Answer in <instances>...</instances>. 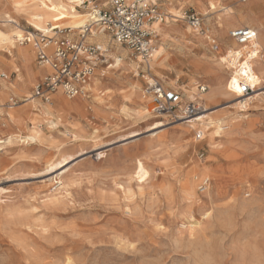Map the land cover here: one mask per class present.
I'll return each mask as SVG.
<instances>
[{
  "label": "rangeland",
  "instance_id": "obj_1",
  "mask_svg": "<svg viewBox=\"0 0 264 264\" xmlns=\"http://www.w3.org/2000/svg\"><path fill=\"white\" fill-rule=\"evenodd\" d=\"M107 1L84 0L77 9L93 12L108 7L103 4ZM15 2L3 0L0 28L4 14L10 13L25 36L33 33L40 40L43 34L26 17L16 15ZM157 4L164 19L170 18L167 5L179 10L183 19L178 24L184 29L192 27L185 13H197L205 33L220 13L207 9L203 14L198 0H157ZM224 6L242 10L247 19L248 10L254 9L264 21V0H229ZM69 32L63 29L58 37ZM107 34L108 65L95 71L104 80L98 96L106 108L86 110L79 131L83 138L73 140L65 126L50 130L39 122L42 141L0 144V264H264V79L251 94L259 93L247 110L239 108L238 95L224 92L201 101V115L208 114L211 120L221 117L227 125L219 135L214 134V125L199 126L197 131L154 110V116H143L137 103L120 97L134 84L143 95L149 82L145 75L181 90L185 103L189 101L185 89L195 87L202 94L199 85L209 91L212 79L194 76L180 57L147 72L141 56ZM159 36L157 32L155 49ZM218 37V50L210 42L200 52H223L228 39ZM117 44L129 60L142 61L136 71L107 68L114 63L112 50ZM36 58L35 54L39 66ZM0 73L16 78L13 70L1 65ZM30 91L40 98L34 88ZM24 96L13 94V101L0 102V139H7L8 133L26 136L33 127L31 119L42 117L41 110L49 103L40 98L42 105L33 110L22 102ZM10 106L27 107L16 113L18 121L9 122ZM158 123L163 125L156 128ZM65 154L74 158L62 169L53 168ZM138 159L150 172L145 184L134 174ZM203 163L212 169L211 177L206 184L200 177L192 178L195 198L190 199L183 191L184 175Z\"/></svg>",
  "mask_w": 264,
  "mask_h": 264
},
{
  "label": "bare ground",
  "instance_id": "obj_2",
  "mask_svg": "<svg viewBox=\"0 0 264 264\" xmlns=\"http://www.w3.org/2000/svg\"><path fill=\"white\" fill-rule=\"evenodd\" d=\"M15 1L14 10L18 13L25 12L28 20L34 25L36 30L49 39L58 36L56 29H68L70 35H76L80 33L84 25L91 24L90 34L87 40L96 41L105 48L108 47L107 44L110 45V39L104 31V28L95 22L94 12L82 13L77 9L84 0ZM227 2L229 0H208L207 2L198 0L201 12L205 15L207 14L205 13L207 9L220 10L219 15L211 23L212 29L207 31V33L201 32V28H193L190 26L184 29L178 24V20L183 19L182 13L167 5L170 18L166 15L164 21H156L155 25L154 23L152 24V28L153 25L156 28L152 40L155 43L158 32L161 42L156 49V46H154L152 57L149 59V64L145 66V69L147 72H152L158 66L166 64V60L173 63L176 57H180L182 63L190 68L194 76L208 77L212 79L213 84V87L209 91H200L202 94H199L195 87L185 89L187 99L193 100L198 97L200 101H207L218 92H224L225 94L238 95L237 97L240 99L238 102L239 108L247 110L249 102L256 95H259V93L249 96L241 94L240 80L243 79L244 81H249L251 84H255L256 89L253 92L255 93L259 90L261 81L264 79V21L261 17L257 16V12L254 9L251 11L248 10L251 17L247 19L244 16L245 12L242 10L237 9L235 11L224 6ZM2 22L3 28H0V65L4 66L7 70L13 68V72L16 73V78L10 80L6 73H0V102L4 103V100L10 98L13 94H25L22 102H26L33 110H37L42 105L41 99L35 98L30 91L32 87L38 85L35 79L44 75V68L36 66L35 64V54L38 50V46H36L37 36L33 33L25 36L24 31L18 27V19L10 13L4 14V20ZM96 25L98 30L96 29ZM238 26H249L256 31V44L259 49L257 52L254 51L256 58L252 61V65L246 62L244 67L239 70L229 61L230 55L238 45L233 39H228L227 35L229 29ZM183 35L189 40L186 41ZM219 35L228 39L224 42L226 45L225 50L223 52L212 53L211 55H207L206 53L202 54L200 52L202 46H206V44L212 43L213 40L219 39ZM25 40H27L26 44ZM216 41L221 44L220 40ZM17 42L19 43L18 45ZM112 57L114 58V63L110 64L109 67H115L116 69L129 67L134 68L136 71L138 64L142 61L144 62V59L142 61L129 60L127 51L118 44L112 50ZM18 61H21V63L19 64ZM96 73L85 86L87 90L85 94L76 98H68L63 94L62 90H58L54 93L53 99L49 103L44 104L41 110L42 117L39 119L36 117L31 119L33 127L27 132L26 136L8 133L5 135L7 139H0V144L4 142L8 144L18 142L22 143V145H27L29 142L42 141L44 134L41 128H39V122L45 123L46 127L50 130L58 128L59 126H65L66 129L71 130L70 133L73 140L82 139L83 136L79 131L83 129L82 122L87 115L86 110H92L93 108L105 110L106 108L104 99L98 96L103 91L101 90V85L104 83V80L103 77H98ZM145 77L149 81L152 80L149 76L145 75ZM120 79V77H117V81H120ZM204 88L206 89L207 87L204 86ZM139 89L138 85L134 84L130 89H125L121 93L120 98L124 101L131 100L137 103L141 108L138 114L154 116V103L145 93L140 95ZM10 100L13 101V98L11 97ZM89 100L92 101V106L86 107V103ZM26 107L10 106L9 109L11 110L7 112V120L9 122L18 121L16 120V113L24 111ZM158 115L162 116L164 113ZM74 119L75 121H73ZM211 119L213 118L205 114L187 123L189 128L196 129L197 131H199V126L207 127L214 125L216 129L214 134H221L227 126L223 118ZM23 124V122H19L18 125L23 127ZM162 125L163 123H158L156 128ZM72 158H74L72 154L62 155L54 163L53 168L62 169ZM211 172L212 169L204 163L190 168L184 175L183 191L185 196L190 199L195 198V182L192 178L198 179L200 177L203 183L211 177ZM134 174L140 184H145L150 178L149 170L140 159L136 161ZM205 216H208V213Z\"/></svg>",
  "mask_w": 264,
  "mask_h": 264
},
{
  "label": "built area",
  "instance_id": "obj_3",
  "mask_svg": "<svg viewBox=\"0 0 264 264\" xmlns=\"http://www.w3.org/2000/svg\"><path fill=\"white\" fill-rule=\"evenodd\" d=\"M111 5L109 9L93 11L95 22L102 25L117 43L127 46L133 53L141 56L144 62L149 63L154 50L152 38L155 31L152 24L156 21H164L157 6L150 0H111ZM184 18L193 28H201L202 17L197 13H185ZM90 28L91 24L81 28L82 40L90 33ZM229 36L238 45L229 57L230 63L238 70L242 69L246 62L252 65V61L256 58L254 51L259 50L256 44V31L251 27L242 26L230 30ZM211 44L214 50H218L219 45L216 41L213 40ZM36 46H38L39 64L49 65L52 69L51 73L34 88L35 96L43 98L44 101H49L50 94L58 90H62L68 98L85 94L87 92L85 86L93 76L97 65L106 60L107 48L99 43L86 44L84 41L75 42L69 38L49 39L43 35L40 40L37 39ZM255 86L242 79L240 93L249 96L256 89ZM199 88L200 91H206L202 85H199ZM144 91L154 103L153 110L158 114L164 113L173 120L189 123L204 112L198 97L185 103L182 93L164 87L159 80L152 78ZM202 136L197 133L198 139ZM203 183L206 184L207 181Z\"/></svg>",
  "mask_w": 264,
  "mask_h": 264
},
{
  "label": "crops",
  "instance_id": "obj_4",
  "mask_svg": "<svg viewBox=\"0 0 264 264\" xmlns=\"http://www.w3.org/2000/svg\"><path fill=\"white\" fill-rule=\"evenodd\" d=\"M155 6H157L158 4H157V0H150ZM3 4V0H0V7H1V5ZM83 4V3H82ZM84 4H85V2H84ZM104 5H106V4H108V7H103V8H101V9H109L112 5H111V0H108L107 2H105V3H103ZM3 13V12H2ZM16 15L18 16V17H20V16H24V17H26L27 18V14H25V13H16ZM28 19V18H27ZM249 27V26H248ZM234 28H237V27H234ZM234 28H232V29H234ZM232 29H230V30H232ZM63 30V29H62ZM229 30V31H230ZM104 31L106 32L107 30L104 28ZM57 33H59V32H57ZM108 32H106V34H107ZM90 34V33H89ZM88 34V35H89ZM59 35V34H58ZM88 35H87V37H88ZM108 35V34H107ZM109 35H111L110 33H109ZM112 36V35H111ZM87 37L84 39V40H82L81 39V36H80V33L79 34H76V35H70V32L64 37V36H62V37H60V38H69V39H71V40H73V41H75V42H80V41H84V43H86V44H97L98 42H96V41H89V42H87ZM109 37V36H108ZM57 38H59L58 36H57ZM153 39V38H152ZM214 41H216V40H214ZM152 43L153 44H155L154 42H153V40H152ZM216 43H217V41H216ZM218 45H220V43L218 42ZM211 46H212V44H211ZM219 49V48H218ZM207 55H210V54H208V53H206ZM36 57H37V53H36ZM37 59V58H36ZM18 63L20 64L21 63V61H18ZM145 63V66L147 65L148 66V64L149 63H146V62H144ZM40 67H42V68H44V70H46V72L44 73V75L43 76H40V77H38L37 79H35L36 80V82H38V84H39V82L40 81H42L43 79H44V77L45 76H47L48 74H50L51 73V71H52V69H51V67L49 66V65H45V64H38ZM102 65H108V60H105V62H102V63H99L98 65H97V67H96V69H95V71L97 70V69H100V67L102 66ZM109 67V66H108ZM107 67V68H108ZM11 71L13 70V68H11L10 69ZM95 75V72H94V74H93V76ZM91 80V79H90ZM201 85V84H200ZM169 87H170V85H168ZM32 88H35V87H32ZM170 89H173V88H171L170 87ZM174 90H176V91H178V92H180V93H182V91L181 90H179V89H174ZM56 93V92H55ZM64 94V93H63ZM88 94V93H87ZM53 95H54V93H52V94H50V100H52L53 99ZM65 95V94H64ZM89 95V94H88ZM183 95V94H182ZM66 96V95H65ZM81 96V95H80ZM184 96V95H183ZM78 97V96H77ZM41 98V97H40ZM74 98H76V97H74ZM43 101H44V99L43 98H41ZM49 100V101H50ZM49 101H46V102H49ZM83 123V122H82Z\"/></svg>",
  "mask_w": 264,
  "mask_h": 264
},
{
  "label": "snow or ice",
  "instance_id": "obj_5",
  "mask_svg": "<svg viewBox=\"0 0 264 264\" xmlns=\"http://www.w3.org/2000/svg\"><path fill=\"white\" fill-rule=\"evenodd\" d=\"M251 35H255V33H251Z\"/></svg>",
  "mask_w": 264,
  "mask_h": 264
}]
</instances>
